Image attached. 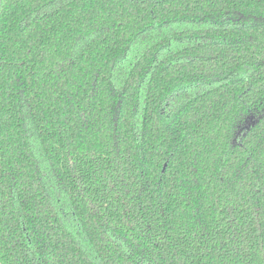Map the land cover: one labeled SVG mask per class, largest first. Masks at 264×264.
<instances>
[{
    "label": "trees",
    "instance_id": "trees-1",
    "mask_svg": "<svg viewBox=\"0 0 264 264\" xmlns=\"http://www.w3.org/2000/svg\"><path fill=\"white\" fill-rule=\"evenodd\" d=\"M0 264H264V0H0Z\"/></svg>",
    "mask_w": 264,
    "mask_h": 264
}]
</instances>
